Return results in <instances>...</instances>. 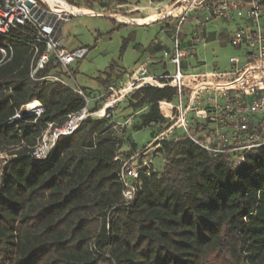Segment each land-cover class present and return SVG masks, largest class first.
Here are the masks:
<instances>
[{"label":"trees","instance_id":"16d2710c","mask_svg":"<svg viewBox=\"0 0 264 264\" xmlns=\"http://www.w3.org/2000/svg\"><path fill=\"white\" fill-rule=\"evenodd\" d=\"M66 1L86 9L125 2ZM34 54L30 41L0 37V153L12 156L0 167V264H264V147L235 167L174 131L160 142L162 167L142 174L136 200L123 206L117 157L129 140L127 156L136 145L115 129L111 108L59 138L47 161L33 162L48 124L63 125L86 104L64 82L40 80L60 74L54 59L32 78ZM176 95L170 86L137 88L130 105L149 110L134 128L153 127V137L167 130L159 102ZM35 100L42 115L11 120Z\"/></svg>","mask_w":264,"mask_h":264},{"label":"built area","instance_id":"2783aa9c","mask_svg":"<svg viewBox=\"0 0 264 264\" xmlns=\"http://www.w3.org/2000/svg\"><path fill=\"white\" fill-rule=\"evenodd\" d=\"M69 6L85 9L76 4ZM86 10L88 13L64 10L58 5L52 6L48 0H0V37L18 35L30 41L34 57L38 55L31 77L54 59L60 74L51 72L40 80L64 82L84 95L86 100L82 110L68 115L63 125L48 124L31 153L33 162L47 161L59 138L73 134L84 119L96 117V111L92 112L90 109L94 100H100L107 94L120 99L140 86L151 85L147 82L151 78L160 83L158 87L170 86L177 91L174 100L159 102L161 114L171 125L134 154L124 158L117 157L121 160L122 167L119 176L123 184V206L136 200L142 184L141 175L157 171L154 156H159L162 163L165 162L166 158L158 148L160 142L174 131L183 129L185 134L211 156L228 155L235 167H240L249 154L264 147V0L173 1L161 13L160 18L174 20L171 21L173 51L169 55L174 71L159 77L146 76L142 71L136 82L122 89L109 87L104 95L93 99L82 88L77 87L71 69L72 64L86 58L90 50L83 45H64L60 36L61 25L77 15L105 16L94 8ZM115 16L114 14L112 17L117 19ZM189 19L196 22L198 31L193 29L184 38L181 30ZM216 19L237 26L231 41L234 46L243 50V56L230 58V70L189 71L185 67V58L191 50L185 47V43L194 45L198 39L199 42H206L207 37L200 26ZM39 43L45 45L43 52H39ZM1 52L7 54L4 48ZM26 113L40 116L44 110L41 103L35 100L24 105L11 120L20 119ZM105 116L106 114L102 117ZM11 158L7 151L1 152L0 164H6Z\"/></svg>","mask_w":264,"mask_h":264},{"label":"crops","instance_id":"0c3cea01","mask_svg":"<svg viewBox=\"0 0 264 264\" xmlns=\"http://www.w3.org/2000/svg\"><path fill=\"white\" fill-rule=\"evenodd\" d=\"M173 1L175 0H125L124 3L119 4L113 1L109 3L108 7H102L96 4L94 5V9L103 12L105 16L80 15L81 18L75 20L76 22L71 19L69 22L62 24L60 36L62 37V43L64 45H66L70 39L75 38L82 28L92 32L94 29L100 31L103 26L105 29H110L114 26L110 23H106L105 25L95 23L94 20L99 18L113 20L115 21V25H126L129 30H134L136 28L141 30V33H138L137 31L135 42L130 43L126 48L127 50L124 57H121L118 61L112 60L110 63L106 61L104 63L106 65L100 67L96 66L92 70L90 69L91 73L89 76L87 73L80 72L79 68L82 64H80L81 62H77V69L73 68L75 71L74 76L77 82V87L82 88L85 94L93 99L104 95L109 87L122 89L133 82H136V79H138L142 71L145 72L146 76L156 77L165 75V73H172L174 71L173 63L169 60V55L173 51L172 46L174 38L171 27L172 20H163L160 16ZM110 7L113 9H110ZM122 12L125 15H122ZM114 14L118 20L112 17ZM157 15H159V17H155ZM219 23H222V27ZM227 25L231 26V24L225 20L216 19L209 21L208 23H203L200 26L203 34L207 37L206 42H199L198 39L194 45L185 43V47L191 50L186 57L188 59L191 58L185 62L186 68H192L193 70L201 68L199 46L208 47L207 44L209 41L218 38L219 31L225 34V27ZM156 26L157 29H159L155 32L157 35L150 34L149 30ZM193 29L198 31V25H196V22L194 21L189 24L187 30L188 33L183 34V37L186 38L190 35V31H193ZM233 32L234 31H232V33ZM71 34H73V36ZM226 36L229 37L228 34ZM137 44L139 45L138 48L136 47ZM86 47L91 53L92 47H90V45H87ZM94 61L97 63L98 58L96 57ZM134 91L126 96H122L120 101L103 108H105L106 115L108 108L112 109L110 114H113L112 121L115 123V129H117V131L119 128L126 130V136L130 137L132 142L135 143V152H137L140 148L136 143L135 136L137 133L141 130L150 129L151 136H153L154 128L144 126L138 130L134 128L137 124L141 123V116L149 110L147 105L141 106L137 109H134V107L130 105V97ZM133 102L136 101L133 100ZM114 104L115 106H113ZM124 146L127 147L126 151H129L131 148L128 143L124 144L123 147Z\"/></svg>","mask_w":264,"mask_h":264},{"label":"rangeland","instance_id":"374dc122","mask_svg":"<svg viewBox=\"0 0 264 264\" xmlns=\"http://www.w3.org/2000/svg\"><path fill=\"white\" fill-rule=\"evenodd\" d=\"M85 7V6H81ZM110 9H113L110 7ZM122 15H125L123 12L121 13ZM81 16L77 15L72 18V21L80 19ZM117 20V19H116ZM169 20L174 21L173 18H169ZM95 23H100L102 25H105L106 23H110L114 25L110 29H105L104 26L100 31L98 30H93L92 32L86 30V29H81L77 34V36L73 39H70L68 43L66 44L67 46L73 45V46H87L90 45L92 47L91 53L89 52V56L84 59L77 60L74 62L71 66V69L73 73H75L74 69H77V62H81L80 64L81 67L79 68L80 72L87 73L88 76L90 75L91 71L93 68L104 66L106 61L108 63L112 62V60H120L121 57H124L126 53V48L128 45L132 42H135L136 36H137V31L138 33H141V30L138 28L136 29H131L129 30L126 25H115V21L109 20L108 18H99L94 20ZM120 21V19H119ZM76 22V21H75ZM191 19H189L182 27L181 33L185 34L188 33V26L191 23ZM222 27V23H219ZM156 28V29H155ZM153 27L149 30L150 34H156L155 32L159 29L156 27ZM226 32L225 34L229 35L228 40H226L223 44L220 43L219 41V36L221 35V31H219L218 38L216 40H211L208 42L207 46L208 47H200V61H201V68L200 69H194L198 71H209L213 69H218L220 71L224 70H230L232 69L231 57H238V56H243V50L240 49L239 47L237 48L234 46V44L231 41V36H232V31H234L237 26L235 24H231V26L227 25L225 27ZM191 32V31H190ZM73 36V34H71ZM157 35V34H156ZM127 40V45L123 49V42ZM100 44V46H99ZM100 47V48H98ZM98 58L97 63H95L94 59ZM191 58H185V62L190 60ZM196 63V62H195ZM194 63V64H195ZM197 64V63H196ZM89 70V71H87ZM173 70H174V65H173ZM192 68H189V71H194ZM113 97L110 96V94H107L100 100H95L93 103L90 105V109H95L99 108L98 110L102 109L104 104L107 103L108 100H113ZM118 99V98H117ZM109 102V101H108ZM187 102V97L185 98V103ZM115 106V104L113 105ZM97 110V111H98ZM113 114L111 115L112 118ZM107 117V116H106ZM95 118H102V117H95ZM158 129V127H156ZM123 129L119 128V134H121ZM154 132V130H153ZM177 133H184L183 129L182 130H177ZM154 134V133H153ZM136 137V143L137 145L142 148L143 146L147 145L150 143V141L154 138L151 136V130L146 129V130H141L137 133ZM128 145L130 146V140ZM127 147L124 146L123 149L120 150L121 152V158H124L127 156L128 151H126ZM131 149H129L130 152ZM152 153V152H151ZM150 153V154H151ZM154 166H156L157 169L162 167V161L161 158L157 155L154 156ZM3 165V163L0 164V167Z\"/></svg>","mask_w":264,"mask_h":264},{"label":"bare ground","instance_id":"6f19581e","mask_svg":"<svg viewBox=\"0 0 264 264\" xmlns=\"http://www.w3.org/2000/svg\"><path fill=\"white\" fill-rule=\"evenodd\" d=\"M49 3L52 5V6H56L58 5L59 7H63L64 10H71L73 12H85V13H88V11L86 9H82V8H79V7H75V9L73 7H70L69 4H67L65 1H62V0H48ZM155 17H159V15L155 16ZM147 82L150 83V84H154L155 86H159L160 83L154 79H147ZM113 100H110L109 102H107V104H105L103 107H107L108 105H112L113 103H116L118 101H120L122 98L120 99H116V98H112ZM37 105V103H36ZM105 114V108H102L98 111H96L94 113V116L96 117H102L104 116Z\"/></svg>","mask_w":264,"mask_h":264}]
</instances>
